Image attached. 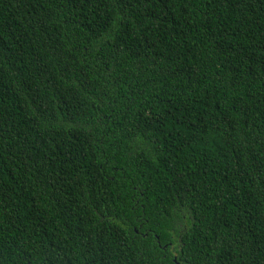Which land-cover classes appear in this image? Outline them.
Here are the masks:
<instances>
[{"label": "trees", "instance_id": "1", "mask_svg": "<svg viewBox=\"0 0 264 264\" xmlns=\"http://www.w3.org/2000/svg\"><path fill=\"white\" fill-rule=\"evenodd\" d=\"M0 264H264V0H0Z\"/></svg>", "mask_w": 264, "mask_h": 264}]
</instances>
